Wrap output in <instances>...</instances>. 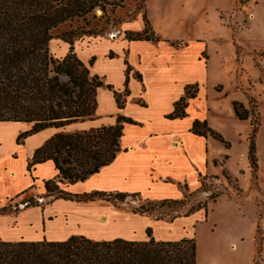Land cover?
Here are the masks:
<instances>
[{"label": "crops", "instance_id": "0c3cea01", "mask_svg": "<svg viewBox=\"0 0 264 264\" xmlns=\"http://www.w3.org/2000/svg\"><path fill=\"white\" fill-rule=\"evenodd\" d=\"M112 40L94 39L86 45L74 47L86 65L94 60L90 66L91 74L101 78L104 84L97 91V110L93 120L62 129L49 128L21 142H18L19 136L30 131L32 124L0 122V209L12 203L15 206L13 212L0 214V241L62 242L72 236H84L95 241L123 239L142 242L150 239L149 229L156 241L176 242L188 237L187 233L175 235L179 228L178 219L154 220L132 211L121 212L112 202L102 199L87 202L51 199L44 202L47 199L35 196L41 205L24 207L27 195L34 191L46 192L45 183L59 176L53 161L37 164L29 170L35 152L47 140L59 132L113 126L119 116L134 122L124 125L122 151L110 165L84 182L65 185L63 189L67 193L139 194L151 202L180 200L187 193L200 191L204 182H209V177L214 175L210 170L220 159L211 156L209 150L220 142L192 131L196 121L215 128L210 117L212 105L205 89L207 63L200 54L204 44L192 40L178 49L167 40L121 39L117 40L121 45L116 52V40ZM69 50L70 45L65 42L58 48L62 58ZM196 84L199 92L188 101L187 116L170 119L177 102L185 95L186 87ZM115 92L124 101L121 109ZM216 92L222 93L218 99L223 94H230V91H224V87ZM235 102L248 108L245 100H234L232 105Z\"/></svg>", "mask_w": 264, "mask_h": 264}, {"label": "trees", "instance_id": "16d2710c", "mask_svg": "<svg viewBox=\"0 0 264 264\" xmlns=\"http://www.w3.org/2000/svg\"><path fill=\"white\" fill-rule=\"evenodd\" d=\"M124 0H0V122H21L32 124V129L22 133L18 142L28 136L49 128L62 129L69 125L93 120L97 110V91L103 81L91 74L90 66L83 63L74 51L73 37L91 36V31L65 33L59 39L70 45L69 53L62 59L50 52L53 32L68 23L83 21L88 25L90 17L97 18L115 9ZM145 30L139 39L130 41H159L144 17ZM146 35L145 39H141ZM199 86L191 85L177 102L170 119L187 116L188 101L197 96ZM119 108L124 101L115 92ZM236 117L241 121L249 119L251 113L243 104H233ZM125 124H134L130 119L119 116L113 126H103L82 132H59L39 148L29 170L37 164L53 161L59 176L45 183L46 197L75 200L78 202L127 198L140 199L139 194L94 192L72 195L60 186L84 182L110 165L122 151L121 139ZM193 133L210 136L230 148L229 142L207 126L196 121ZM251 144V160L255 165V138ZM204 188V184L202 189ZM201 191V190H200ZM199 192V191H198ZM187 193L180 200L151 202L153 207H169L175 210L187 206ZM211 199H214L211 196ZM24 207L40 206L39 199L23 201ZM10 206L0 209V214L9 211ZM206 205L191 207L185 214L189 217ZM18 210V209H17ZM16 210V211H17ZM140 215H152L151 209L141 206L132 210ZM179 216L170 217L174 221ZM160 218H157L159 220ZM148 230V241H95L84 236H72L62 242H3L0 241V264H197L194 239L180 241H156Z\"/></svg>", "mask_w": 264, "mask_h": 264}, {"label": "rangeland", "instance_id": "374dc122", "mask_svg": "<svg viewBox=\"0 0 264 264\" xmlns=\"http://www.w3.org/2000/svg\"><path fill=\"white\" fill-rule=\"evenodd\" d=\"M96 15L88 25L75 21L55 30L51 54L62 59L59 37L83 30L92 35L73 37L74 47L108 38L116 40L117 52L121 45L117 40L139 39L145 30L144 17L159 40L175 48L200 41L204 44L201 59L207 63L205 89L212 105V129L230 144L228 149L218 142L210 147V155L220 159L210 170L214 175L201 191L187 197L184 208L153 207L143 197L116 201V208L131 212L145 206L154 220L179 216L175 235L187 233L188 239L195 240L197 264H264V0H124L121 6L106 14L98 10ZM223 87L230 94L218 99L222 93L216 90ZM238 99L246 101L249 121L235 117L232 103ZM46 194L34 191L25 198L54 199ZM202 205L206 209L184 216L191 207ZM14 207L12 203L9 211Z\"/></svg>", "mask_w": 264, "mask_h": 264}, {"label": "built area", "instance_id": "2783aa9c", "mask_svg": "<svg viewBox=\"0 0 264 264\" xmlns=\"http://www.w3.org/2000/svg\"><path fill=\"white\" fill-rule=\"evenodd\" d=\"M113 36H115V37H116V35H113Z\"/></svg>", "mask_w": 264, "mask_h": 264}]
</instances>
